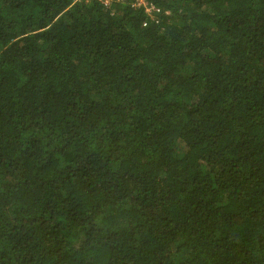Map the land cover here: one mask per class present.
<instances>
[{"label":"trees","instance_id":"16d2710c","mask_svg":"<svg viewBox=\"0 0 264 264\" xmlns=\"http://www.w3.org/2000/svg\"><path fill=\"white\" fill-rule=\"evenodd\" d=\"M0 0V264H264V0Z\"/></svg>","mask_w":264,"mask_h":264},{"label":"built area","instance_id":"2783aa9c","mask_svg":"<svg viewBox=\"0 0 264 264\" xmlns=\"http://www.w3.org/2000/svg\"><path fill=\"white\" fill-rule=\"evenodd\" d=\"M106 6H110L111 2H116L119 4L130 3L133 7L137 9H142L144 13L149 17H155L162 13V10L150 3L148 0H101Z\"/></svg>","mask_w":264,"mask_h":264}]
</instances>
